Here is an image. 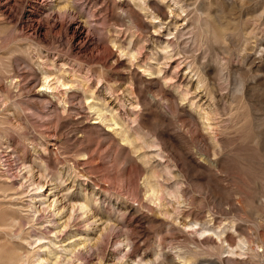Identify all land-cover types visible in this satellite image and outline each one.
Returning <instances> with one entry per match:
<instances>
[{
	"label": "rangeland",
	"instance_id": "374dc122",
	"mask_svg": "<svg viewBox=\"0 0 264 264\" xmlns=\"http://www.w3.org/2000/svg\"><path fill=\"white\" fill-rule=\"evenodd\" d=\"M69 1L0 14V264H264V0Z\"/></svg>",
	"mask_w": 264,
	"mask_h": 264
},
{
	"label": "bare ground",
	"instance_id": "6f19581e",
	"mask_svg": "<svg viewBox=\"0 0 264 264\" xmlns=\"http://www.w3.org/2000/svg\"><path fill=\"white\" fill-rule=\"evenodd\" d=\"M14 1V0H13ZM12 0H0V14L2 15V14H4L8 9H9V6H10V4L13 2ZM35 1V0H34ZM42 1V0H41ZM72 1V0H71ZM74 1V0H73ZM182 1V0H181ZM184 1V0H183ZM188 1V0H187ZM190 1V0H189ZM193 1V0H192ZM48 3H49V1H47ZM63 2L65 3V5H63L62 7H60L58 10H60V12L61 11H64L65 12V15H66V6H68L67 4H69V0H63ZM75 2H76V0H75ZM81 2V1H80ZM175 2V1H174ZM177 2H180V0H176V2H175V4L177 3ZM186 2V1H185ZM202 2V1H201ZM40 3V2H39ZM236 3V2H235ZM239 3V2H238ZM76 4V3H75ZM47 5V4H46ZM71 5V4H70ZM69 5V6H70ZM74 5V4H73ZM79 5V4H78ZM150 5V7H151V4H149ZM153 5V4H152ZM50 6V5H49ZM12 7V6H11ZM182 7V6H181ZM180 7V8H181ZM185 7H187V6H185ZM199 7V6H198ZM240 7V6H239ZM47 8H48V6H47ZM46 8V9H47ZM71 9L70 10H72V7H70ZM155 8H157V7H155ZM190 9H191V7H189ZM32 9V8H31ZM43 9H45V7L43 8ZM55 9V8H54ZM56 10V9H55ZM55 10H54V12H55ZM68 10V9H67ZM151 10V9H150ZM185 10V9H184ZM203 10V9H202ZM245 10V9H244ZM9 11V10H8ZM198 11V10H197ZM49 12V11H48ZM57 12V11H56ZM184 12V11H183ZM68 13V12H67ZM70 13V12H69ZM203 13V12H202ZM208 13H210V12H208ZM244 13V12H243ZM242 13V14H243ZM261 13V12H260ZM9 14V13H8ZM24 14V13H23ZM39 14V13H38ZM45 14V13H44ZM200 14V13H199ZM207 14V13H206ZM29 15V14H28ZM260 15V14H259ZM263 15V14H262ZM6 16V15H5ZM9 15H7V17H8ZM50 16V15H49ZM157 16V15H156ZM203 16H205V15H203ZM72 17V16H71ZM154 18V17H153ZM158 18V17H157ZM257 18V17H256ZM27 19V18H26ZM52 19V18H51ZM210 19V18H209ZM259 19H261V18H259ZM31 20V19H30ZM29 20V21H30ZM43 20V19H42ZM44 20H45V18H44ZM48 20H49V17H48ZM38 21V20H37ZM54 21V20H53ZM59 21V20H58ZM36 22V21H35ZM56 22V21H55ZM39 23V22H38ZM53 23V22H52ZM69 24H68V27H66V31L67 32H69V36H67V37H69L70 38V42H72V45L75 47V49H76V52H78V53H82V52H86V51H88V50H93V49H95L94 47V43H93V41H92V38H91V36H90V30H89V26L86 24V22L84 23V22H79V21H77L75 18H73V19H71L69 22H68ZM90 23V22H89ZM139 23H140V21H139ZM199 23V22H198ZM30 24V23H29ZM48 24H49V22H48ZM37 25V24H36ZM39 25V24H38ZM37 25V26H38ZM43 25V24H42ZM64 25V24H63ZM137 25V24H136ZM140 25H142V24H140ZM34 26V25H33ZM31 27H32V25H31ZM30 27V28H31ZM63 27V26H62ZM92 27V26H91ZM142 27H144V26H142ZM48 28H50L49 26H48ZM56 28V27H55ZM61 28V26L59 27V29ZM140 28V27H139ZM226 28V27H225ZM59 29H57V30H59ZM137 29H138V27H137ZM143 29V28H142ZM145 29V28H144ZM255 29V28H254ZM50 30V29H49ZM64 30V29H63ZM92 31V30H91ZM36 32V31H35ZM38 32V31H37ZM40 32V31H39ZM59 32V31H58ZM63 33H65V32H63ZM188 33V32H187ZM68 35V34H67ZM69 40V39H68ZM93 40H94V38H93ZM261 40V39H260ZM263 40V39H262ZM256 41V40H255ZM96 44H98V43H96ZM251 44V43H250ZM254 44V43H253ZM99 45V44H98ZM101 45V44H100ZM99 47V46H98ZM252 47H255V46H252ZM264 47V46H263ZM106 48V47H105ZM108 48V47H107ZM260 49H261V46L259 47ZM258 48V49H259ZM253 49V48H252ZM109 50V49H108ZM248 50V49H247ZM250 50V49H249ZM103 51V50H102ZM251 51V50H250ZM259 51V50H258ZM261 51V50H260ZM108 52V51H107ZM110 52V51H109ZM91 53V52H90ZM103 53V52H102ZM123 53V52H122ZM249 54H251L250 52H248ZM253 53V52H252ZM260 53V52H259ZM258 53V54H259ZM83 54V53H82ZM261 54H262V52H261ZM80 55V54H79ZM92 55V54H91ZM244 55V54H243ZM260 55V54H259ZM83 56V55H82ZM94 57V56H93ZM92 58V57H91ZM108 58V55H101L100 57H99V62H104L106 59ZM251 60V59H250ZM245 61V60H244ZM106 64V63H105ZM254 65V64H253ZM250 67V66H249ZM256 67V66H255ZM21 72V71H20ZM23 73V72H22ZM9 77V76H8ZM16 77V76H15ZM23 78V77H22ZM34 78V77H33ZM46 79V78H45ZM16 81H17V78L15 79ZM19 81H20V79L18 80V83H19ZM29 82V81H28ZM39 82V81H38ZM37 82V83H38ZM34 84V83H33ZM18 85V84H17ZM37 85V84H36ZM37 86H42V87H45V88H47L48 86L46 85V83H42V84H39L38 83V85ZM1 87V86H0ZM29 87V86H28ZM26 89V88H25ZM39 91V90H38ZM42 93V92H41ZM39 98V97H38ZM39 100V99H38ZM41 100V99H40ZM42 101V100H41ZM41 101H39V103H41ZM35 102V101H34ZM44 102H46V101H44ZM17 103V102H16ZM47 103V102H46ZM18 104V103H17ZM45 104V103H44ZM43 105V104H42ZM40 106V105H39ZM44 106V105H43ZM28 107V106H27ZM45 107H46V105H45ZM43 109H44V107H42ZM32 110V109H31ZM45 110V109H44ZM51 110V109H50ZM32 112V111H31ZM42 112V111H41ZM56 112V111H55ZM36 113V112H35ZM49 113V112H48ZM46 114V113H45ZM57 114V113H56ZM39 115V114H38ZM57 117V116H56ZM40 119V118H39ZM47 119H48V117H47ZM113 120V119H112ZM55 126V125H54ZM49 129V128H48ZM50 129H51V127H50ZM54 133V132H53ZM46 134V133H45ZM105 136V135H104ZM53 137H56V136H53ZM52 137V138H53ZM74 139V138H73ZM122 141H124V142H129V139L128 138H126L125 136L122 138ZM130 143V142H129ZM56 145V144H55ZM111 145V144H110ZM119 145V144H118ZM111 151V150H110ZM65 152V151H64ZM63 152V153H64ZM84 152V151H83ZM6 155V154H5ZM72 156V155H71ZM16 157V156H15ZM89 157V156H88ZM113 157V156H112ZM67 158V157H66ZM6 159V158H5ZM64 159V158H63ZM10 160V159H9ZM90 160V159H89ZM123 160V159H122ZM120 161V160H119ZM45 162V161H44ZM90 162H91V160H90ZM76 163V162H75ZM2 164V163H1ZM9 165V164H8ZM26 165V164H25ZM76 166V165H75ZM25 167H27V166H25ZM28 170H27V172L28 173H30L31 172V167H29V165H28ZM48 168V167H47ZM8 169V168H7ZM77 169V168H76ZM79 169V168H78ZM82 169V168H81ZM85 169V168H84ZM88 169H90V168H88ZM33 170V169H32ZM168 170V169H167ZM80 171V170H79ZM169 171V170H168ZM33 172V171H32ZM102 173V172H101ZM3 174V173H2ZM25 174H26V172H25ZM34 174V173H33ZM104 174V173H103ZM102 175V174H101ZM171 175V174H170ZM4 176V175H3ZM26 176V175H25ZM42 176V175H41ZM103 176V175H102ZM173 176V175H172ZM10 177V176H9ZM27 177H29V176H27ZM6 179V178H5ZM24 179H25V177H24ZM28 179V178H27ZM26 179V180H27ZM96 180V179H95ZM110 181V180H109ZM128 181V180H127ZM11 182V181H10ZM37 182V181H36ZM119 182H121V181H119ZM41 183V182H40ZM99 183V182H98ZM9 184V183H8ZM39 184V183H38ZM124 184V183H123ZM43 185V184H42ZM36 186V185H35ZM125 186H128V184L126 183L125 184ZM37 188H41V187H39V185L38 186H36ZM44 187V186H43ZM123 187V186H122ZM34 188V187H33ZM37 188L35 189V191L37 190ZM127 188V187H126ZM144 188H145V191H144V194H145V198H148L149 200H151V201H153V200H157L158 199V192H159V189L156 187V186H154L153 184H151L150 183V181H148V179L146 178V180H145V182H144ZM34 190V189H33ZM40 190V189H39ZM106 190V189H105ZM104 190V191H105ZM168 189H166V191H167ZM34 191V192H35ZM42 191V190H41ZM169 192H170V190L168 191V194H169ZM171 192H172V190H171ZM36 193V192H35ZM43 193V192H42ZM167 193V192H166ZM49 194V193H48ZM143 194V193H142ZM179 195V194H178ZM44 196V195H43ZM46 196V195H45ZM168 196V195H167ZM173 196H175V195H173ZM36 197H37V194L35 195V196H33V197H31V200L32 201H35V199H36ZM92 197V196H91ZM169 197H170V194H169ZM131 198V197H130ZM144 198V197H143ZM40 199V198H39ZM133 199V198H132ZM175 199V198H174ZM178 199V198H177ZM40 200H42V199H40ZM159 200V199H158ZM48 201V200H47ZM56 201V200H55ZM52 202L54 203V201L52 200ZM51 202V203H52ZM179 202V201H178ZM130 203V202H129ZM140 203V202H139ZM57 204V203H56ZM134 204V203H133ZM142 204H144V203H142ZM49 206V205H48ZM54 206V205H53ZM55 207V206H54ZM71 207H73V205L71 206ZM74 207H75V209H74V211L75 210H77L78 212H79V214L83 217V216H85L84 214H86V219L85 220H88V216H87V214L89 213V211L94 207V205L92 204V200L87 196V195H84L83 196V200H82V202L80 201V202H78V203H76L75 205H74ZM71 210H72V208H71ZM73 211V212H74ZM75 213V212H74ZM71 215H72V213H70ZM76 216H77V214H76ZM75 216V217H76ZM79 217V216H78ZM77 217V218H78ZM94 217V216H93ZM90 219H92V217L90 218ZM85 220H84V222H85ZM216 220V219H215ZM68 221H70V219L68 220ZM75 221V220H74ZM182 221V220H181ZM16 222V221H15ZM66 222V221H65ZM77 221H75V223H76ZM81 222V221H80ZM88 222V221H87ZM86 223V222H85ZM92 223V222H91ZM188 224V223H187ZM65 225H66V223H65ZM182 225V224H181ZM67 226V225H66ZM90 226V225H89ZM192 226V225H191ZM191 226H188V227H191ZM221 226V225H220ZM64 227V226H63ZM183 227V226H182ZM192 228V227H191ZM219 228V227H218ZM217 228V229H218ZM203 230V229H202ZM201 230V231H202ZM199 231V230H198ZM205 231V230H204ZM195 232V231H194ZM203 232V231H202ZM227 236V235H226ZM127 238V237H126ZM125 238V239H126ZM233 238V237H232ZM131 239V238H130ZM221 239V238H220ZM229 239V238H228ZM219 240V239H218ZM99 241V240H98ZM210 241V240H209ZM217 241V240H216ZM117 242V241H116ZM86 242H81V244H85ZM27 244V243H26ZM132 244V243H131ZM228 244V243H227ZM78 245V243L76 242V243H74L73 245H72V247H73V249L71 250V252L75 255V253H76V246ZM213 246V245H212ZM19 252H20V250H18ZM78 252H79V250H78ZM67 253V252H66ZM126 254V253H125ZM124 254V255H125ZM76 255H78V253L76 254ZM178 255V254H177ZM82 257V256H81ZM77 258V257H76ZM44 259V258H43ZM43 259H42V262H43ZM55 259H57V257L55 258ZM45 260V259H44ZM27 262V261H26ZM184 262V261H183ZM209 262V261H208ZM207 262V263H208ZM57 263H58V261H57ZM56 264V263H55Z\"/></svg>",
	"mask_w": 264,
	"mask_h": 264
}]
</instances>
